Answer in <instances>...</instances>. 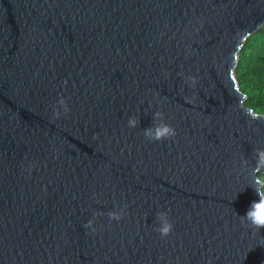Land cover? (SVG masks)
<instances>
[{
  "label": "water",
  "instance_id": "95a60500",
  "mask_svg": "<svg viewBox=\"0 0 264 264\" xmlns=\"http://www.w3.org/2000/svg\"><path fill=\"white\" fill-rule=\"evenodd\" d=\"M263 27L264 0H0V264H264L234 75ZM156 111L174 138L143 135Z\"/></svg>",
  "mask_w": 264,
  "mask_h": 264
},
{
  "label": "clouds",
  "instance_id": "9594fccd",
  "mask_svg": "<svg viewBox=\"0 0 264 264\" xmlns=\"http://www.w3.org/2000/svg\"><path fill=\"white\" fill-rule=\"evenodd\" d=\"M194 79V78H193ZM66 83V82H65ZM58 104L63 106L65 111H69L68 104L66 99L61 98L58 101ZM56 116L60 115L59 110L56 111ZM154 123L147 128L143 129V135L149 141H164L166 139H172L177 135L175 127L169 124L166 121L165 114L162 111H156L153 113ZM140 118L138 116H131L128 119V127L136 128L140 125ZM258 158L261 161H264V150L257 151ZM258 186H252L259 196L258 201H253L244 216H240L242 222H247L253 229L260 231L264 229V181H258ZM127 205H124L119 211H110L107 213L109 218L114 221H119L124 218ZM102 213L96 212L93 215L92 219H89L83 226L86 229L91 228L93 232L96 231L94 227L96 222V217ZM157 223L158 227L156 231L160 234L162 238H166L173 233L174 222L171 220L169 212L160 211L157 214Z\"/></svg>",
  "mask_w": 264,
  "mask_h": 264
},
{
  "label": "trees",
  "instance_id": "16d2710c",
  "mask_svg": "<svg viewBox=\"0 0 264 264\" xmlns=\"http://www.w3.org/2000/svg\"><path fill=\"white\" fill-rule=\"evenodd\" d=\"M234 75L246 96L245 106L264 115V27L245 41ZM258 175L264 181V166Z\"/></svg>",
  "mask_w": 264,
  "mask_h": 264
}]
</instances>
